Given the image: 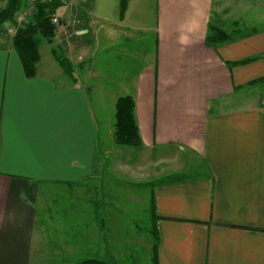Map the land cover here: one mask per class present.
Instances as JSON below:
<instances>
[{
  "label": "crops",
  "instance_id": "1",
  "mask_svg": "<svg viewBox=\"0 0 264 264\" xmlns=\"http://www.w3.org/2000/svg\"><path fill=\"white\" fill-rule=\"evenodd\" d=\"M120 12L61 2L54 46L72 75L40 46L28 76L0 36V264H264V0ZM210 24L231 39L208 44ZM125 95L140 175L112 189L108 166L130 173L108 156Z\"/></svg>",
  "mask_w": 264,
  "mask_h": 264
},
{
  "label": "trees",
  "instance_id": "2",
  "mask_svg": "<svg viewBox=\"0 0 264 264\" xmlns=\"http://www.w3.org/2000/svg\"><path fill=\"white\" fill-rule=\"evenodd\" d=\"M128 0H121V16L124 15L127 8ZM61 4L58 0L41 2L34 0V12L29 21L18 27L17 32L13 35V44L18 52L24 70L30 77L36 75L37 65L40 61V46L44 40L52 42L57 25L52 22V15ZM26 4L24 0H8L7 4L0 9V32L1 27L10 22H15V15ZM230 34L221 28L210 24L209 33L206 41L210 45L218 46L219 44L229 41ZM52 52L62 66L69 74H73V66L70 60L58 51V48L52 46ZM252 58L241 60L236 63H247ZM259 81H264L261 78ZM115 141L120 145L140 144L139 128L135 117V101L130 95L121 96L116 104V122H115ZM154 202L152 207L154 208ZM156 233V232H154ZM81 264H109L100 259H88Z\"/></svg>",
  "mask_w": 264,
  "mask_h": 264
},
{
  "label": "rangeland",
  "instance_id": "3",
  "mask_svg": "<svg viewBox=\"0 0 264 264\" xmlns=\"http://www.w3.org/2000/svg\"><path fill=\"white\" fill-rule=\"evenodd\" d=\"M7 1L8 0H0V9L3 8L7 4ZM37 1L45 2L43 0H37ZM24 3L26 4V6L22 9H20V11H18L16 13L15 19H14L15 22L14 23L13 22L6 23L1 27V35L0 36L6 35V34L10 35V33H8V31H7V27H9L11 24H14L15 25L14 27H17V29H18V27L24 25L25 23H27L29 21L30 17L33 15V12H34L33 11L34 10V5H33L34 0H24ZM20 17L24 18L25 20L23 19V20L19 21ZM21 23H23V24H21ZM50 46H51V50H52V46H54V39L52 42H47L46 40H44L43 43L41 44V48H46V47H50ZM114 140H115V138H114ZM128 148H131V149H128ZM126 149L129 150V152L125 151ZM140 153L141 152L138 150V148H136L134 146L127 147L124 145H119L116 141H115V143L111 144V147L109 146L108 156L111 159H114L115 162H117L116 165L119 164V161H122L123 163H120V165L123 166L122 167L123 170L130 172L127 174H122L121 173L122 170H118L117 167L108 166V176H105V177L108 178V186L109 187H110V185H113L112 189H118V187L121 184L122 185L127 184L129 186L135 185V183H134L135 181L132 178H130V176L138 179V175H140L139 171H135V168H136L135 160L140 159V157H142V155L140 156ZM131 160H132V162H131ZM106 175H107V172H106ZM126 176H128L129 178ZM125 179H127L128 181H126ZM129 206L131 207V206H135V205L129 204ZM139 207H141L140 211L143 212V214L141 215V217L139 216V220L141 222L138 225H140L139 227L142 229V233L147 234V231H148L147 228L151 227V220H150L151 215L149 212V208L147 207V205H141V204L139 205ZM143 207L145 208L144 211H143ZM134 231L135 230H133V232ZM125 260L126 259H124L123 262H125Z\"/></svg>",
  "mask_w": 264,
  "mask_h": 264
},
{
  "label": "built area",
  "instance_id": "4",
  "mask_svg": "<svg viewBox=\"0 0 264 264\" xmlns=\"http://www.w3.org/2000/svg\"><path fill=\"white\" fill-rule=\"evenodd\" d=\"M43 1H45V2H49V1H53V0H43ZM58 1H60V2H65L66 0H58ZM24 17V16H23ZM52 22L54 23V24H58L59 23V19H58V17L56 16V14H53L52 15ZM24 18H22V17H20V20L19 21H21V20H23ZM25 20V19H24ZM21 24H23V23H21ZM15 25L14 24H11L9 27H7V31H8V33H10V34H12V35H14L15 34V32L17 31V27H14Z\"/></svg>",
  "mask_w": 264,
  "mask_h": 264
}]
</instances>
